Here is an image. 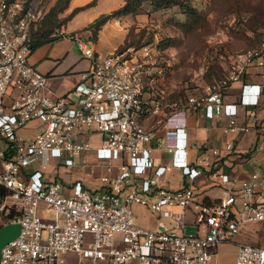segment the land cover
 <instances>
[{
    "label": "built area",
    "instance_id": "1",
    "mask_svg": "<svg viewBox=\"0 0 264 264\" xmlns=\"http://www.w3.org/2000/svg\"><path fill=\"white\" fill-rule=\"evenodd\" d=\"M46 11L34 0H0V184L7 190L0 198V227L20 225L1 247L0 264H207L217 244L242 224L264 220V173L240 180L217 174L223 195L215 203L197 199L191 183L158 185L173 167L189 181L201 173L188 159L186 123L178 120L187 109L202 108L208 122L228 116L223 130L229 132L238 129V107L260 104L264 80L243 82L236 102H225L223 94L250 66L264 67V27L202 92L171 102L161 89L145 96L148 81L156 82L166 67L157 46L126 45L97 58L80 31L60 27L53 34L76 40L90 63L78 71L71 91L53 96L46 89L48 74L29 60L31 32ZM149 115L156 118L150 127L144 123ZM33 119L41 129L22 135ZM152 140L170 152L168 164L153 163ZM225 147L233 149V142ZM90 149L105 162L98 188L49 174L53 159L71 168L74 155ZM203 165L211 168L207 158ZM133 204L155 213L158 226L138 224ZM45 209L53 211L51 218ZM233 264H264V242H239Z\"/></svg>",
    "mask_w": 264,
    "mask_h": 264
},
{
    "label": "crops",
    "instance_id": "2",
    "mask_svg": "<svg viewBox=\"0 0 264 264\" xmlns=\"http://www.w3.org/2000/svg\"><path fill=\"white\" fill-rule=\"evenodd\" d=\"M89 1L90 0H70L65 11H72L73 8L82 6ZM124 1L125 0H96L93 5L77 11L71 19L68 20L66 28L70 31H80V34L86 37L93 47L95 51L94 56L97 58L102 57L115 48L120 47L125 42L131 26L135 24L140 25L141 22L146 19L144 13L122 14L117 17L109 18L98 30L92 33L89 24L100 14L108 13L121 6ZM34 2L43 4L46 9L49 7V0H34ZM61 29L67 31L64 29V25H61ZM56 42L53 40L43 43L32 50L29 55V60L33 65L40 71L48 74L49 78L46 83V89L53 96L66 94L71 91L77 81L78 71L87 68L90 63L89 58H80L77 62L68 65L66 69H58L55 61L61 58L63 59L69 49H59L61 47L54 45ZM168 71L169 64L166 63L165 71L162 76L158 77L156 82L148 81L145 96L155 89H161L164 91L166 102L175 100L174 98H170L167 92ZM263 73L264 67L255 65L250 66L242 80L233 82L224 91L223 99L225 102H236L239 97L241 84L243 82H261L264 80ZM235 117L238 129L224 132L223 129L228 121V116L222 114L208 122L202 108L187 109L185 114L181 115L178 120H184L186 123L189 146L187 154L188 159L191 165L201 169V173L197 175L194 180L189 181V179L181 173L179 168L173 167L159 178L158 185L165 188H178L182 183H191L197 199L202 202L215 203L218 202L219 197L223 195V185L220 183L217 174L227 173L240 180L247 177L251 172L264 173V96L261 97L260 104L258 105L238 107ZM155 119L154 116L149 115L144 119V123L146 126L150 127ZM244 125H248L249 130L243 131L240 128ZM41 127L42 124L40 121L33 119L20 130V133L25 136H32L38 132ZM158 132L161 133L160 130ZM228 141L233 142V149H226L225 145ZM98 142V135H94V138H92L93 146H96ZM151 145L153 163L156 165L168 164L171 154L164 148V145L160 144L156 146L154 140H152ZM213 148L218 149V153L213 154ZM86 152L87 154H84V158L89 157L98 160L94 155L93 149ZM206 158L211 162L210 169L203 165V160ZM98 161L105 165L104 161ZM55 162L56 160L53 159L48 166L49 174L55 171V178H60L61 181L66 184L76 179L82 181L80 177H73L72 174H69L66 179H64L59 170L60 168L68 167L56 164ZM118 162V160H114L112 163L117 165ZM27 169L26 167L25 170ZM211 172H216V175L212 176ZM82 182L84 186L90 189H96L101 185L100 177L92 179L89 184L84 181ZM146 209L148 208L146 207ZM187 214H190V211H188ZM258 226L256 230L258 231L256 232L258 233L257 236L255 234H250L244 238H237V235L241 234L243 230V228L241 229V225L238 232L233 237L234 240L220 242L213 249V254L220 259L226 256L227 260L223 264H233L236 245L239 242L256 244H262L264 242V220ZM190 228L191 226L188 229Z\"/></svg>",
    "mask_w": 264,
    "mask_h": 264
},
{
    "label": "rangeland",
    "instance_id": "3",
    "mask_svg": "<svg viewBox=\"0 0 264 264\" xmlns=\"http://www.w3.org/2000/svg\"><path fill=\"white\" fill-rule=\"evenodd\" d=\"M55 1L49 0V9ZM184 1L195 7L194 15L185 12L179 5L154 10L148 1L143 2V10L139 13H144L146 19L140 25L131 26L126 38L127 45L134 47L143 44L158 46L165 63L169 64L167 92L170 98L179 101L189 94L202 92L206 84L222 75L231 56L236 51L254 44L264 27V0ZM70 12L63 10L58 14L59 19L65 18ZM68 20L61 24L65 30ZM55 29L56 27L53 32H56ZM69 32L70 30L66 31ZM81 37L86 43L89 42L82 34ZM162 41L167 42L163 48L159 45ZM55 42V46L61 47L59 49H69L63 59L55 61L58 69H66L78 59L86 58L76 40L59 37ZM123 46L126 45L120 47ZM84 154L87 152L74 155L76 166L60 168L64 179L72 174L73 177H80L89 184L92 179L99 178L105 172L104 164L89 157L84 158ZM53 174L52 172L51 175ZM132 208L134 220L138 224L149 228L158 226L159 219L156 214L148 211L144 205L133 204ZM44 215L51 218L53 211L45 209ZM261 222L242 224V233L238 234L237 238L250 234L257 236L256 230ZM233 237L227 241H233ZM226 260V256L220 259L212 254L208 264H223Z\"/></svg>",
    "mask_w": 264,
    "mask_h": 264
},
{
    "label": "trees",
    "instance_id": "4",
    "mask_svg": "<svg viewBox=\"0 0 264 264\" xmlns=\"http://www.w3.org/2000/svg\"><path fill=\"white\" fill-rule=\"evenodd\" d=\"M69 1L70 0H56L55 3L50 7V9L48 8L46 13L44 14L41 23L38 25V27L35 28V30H32L33 32H31V51L43 43L57 39V36L53 34V30L55 27V30L59 29L61 27V24L70 19L77 11L89 7L96 2V0H90L82 6H77L73 8L72 11L65 18L59 19L58 14L66 9L69 4ZM145 1H148L152 9L154 10L169 7L172 5H179L183 8L185 12L190 13L191 15H194L196 11L195 7H193L188 2H185L184 0H125L121 6L111 10L108 13H102L97 18H95L89 24L92 33L98 30L101 25L105 23L109 18L117 17L119 15L127 13L136 14L142 12L143 2ZM122 45H127L126 40ZM159 45H161L162 47H160L163 48V46L167 45V42L162 41L159 43ZM217 78H215L214 80H216ZM6 191V188L2 184H0V198L6 193Z\"/></svg>",
    "mask_w": 264,
    "mask_h": 264
},
{
    "label": "water",
    "instance_id": "5",
    "mask_svg": "<svg viewBox=\"0 0 264 264\" xmlns=\"http://www.w3.org/2000/svg\"><path fill=\"white\" fill-rule=\"evenodd\" d=\"M19 223L9 222L0 227V249L10 239L15 237L19 232Z\"/></svg>",
    "mask_w": 264,
    "mask_h": 264
}]
</instances>
